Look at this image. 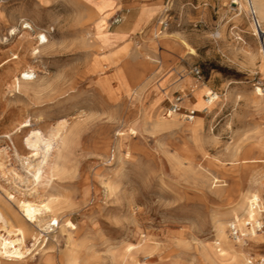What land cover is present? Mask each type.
Returning a JSON list of instances; mask_svg holds the SVG:
<instances>
[{"label": "rangeland", "instance_id": "obj_1", "mask_svg": "<svg viewBox=\"0 0 264 264\" xmlns=\"http://www.w3.org/2000/svg\"><path fill=\"white\" fill-rule=\"evenodd\" d=\"M101 21L112 46L100 45ZM156 32L158 47L163 35L166 41L158 50L149 45ZM253 32L245 0H0V150L8 153L6 171H21L30 152L78 128L64 173L50 188L58 206L36 225L20 216L14 200L9 215L14 229L24 232L27 251L21 261L0 257V264H111V248L129 249L130 264H211L202 250L216 241L219 222L238 253L264 262V232L254 242L246 225L239 227L245 234L239 240L229 229L238 209L235 191L250 189L264 199V89L257 84L264 82V66ZM40 34L47 43L39 44ZM119 45L127 48L121 61L130 52L136 64L150 68L145 86L126 92L128 74H110V92L98 93L88 76L89 58ZM13 54L18 63L4 64ZM195 66L200 79L191 72ZM29 68L35 82L14 89L13 75ZM208 93L217 96L211 105L203 99ZM178 96H184L181 111L167 116ZM191 111L198 122L194 131L160 129L145 120L157 114L187 125ZM23 122L29 125L11 134ZM117 130L127 133L120 151ZM179 154L180 164L173 159ZM7 172L4 178L11 179ZM6 183L0 180L12 192ZM238 215L240 224L248 220ZM50 218L58 226L44 230Z\"/></svg>", "mask_w": 264, "mask_h": 264}, {"label": "bare ground", "instance_id": "obj_2", "mask_svg": "<svg viewBox=\"0 0 264 264\" xmlns=\"http://www.w3.org/2000/svg\"><path fill=\"white\" fill-rule=\"evenodd\" d=\"M245 2L247 4V9L251 13L257 14V16L259 17L262 23V27H264V0H245ZM240 8L241 9L244 8L243 4H240ZM253 31H254L253 32L254 36H256L261 43L262 40H264V34L256 30L254 27H253ZM262 32H264V30H262ZM159 34H160L159 32L158 33L156 32L154 36L149 38L150 39L149 45L157 50L159 48L162 49L166 47V41L164 35L158 41V44L160 45L159 47L153 41L155 38L156 39L158 38ZM47 42L48 41L46 39V36L40 34L39 44L42 45ZM84 43L86 44L87 41H84ZM100 45L103 46V44ZM100 45H98V47ZM182 45L189 51V54L191 55L195 54L194 50L191 47H189L187 43L183 41ZM126 49H127L126 46H120V45L110 50L100 49V51L97 53L95 57L89 58L88 76L90 79L94 81V86H95L94 90L96 92L99 93L103 91L109 93L111 88L110 76L112 75L115 77L119 73L125 75L128 74V79L126 83L128 86L126 87V92H128L130 88L133 89L134 93L137 92L136 89H139L142 92L143 85L145 84L144 77L147 75L150 68L146 65L136 64V62H134L128 56L130 52L127 53V56L124 58V61H121L122 59L119 58H122L125 55V53L127 52ZM120 55L122 56L120 57ZM19 59L20 56L18 54H13L10 59L4 62V64L10 63L9 65L13 66L16 63H18ZM262 66H264V64H262ZM130 69L132 71H129ZM35 79H36L35 72L32 69L30 68L24 69L18 71V73L13 75L11 79V84L14 89L16 88L19 90L21 84H31L35 82ZM112 92L113 91H111V93ZM159 92H161L164 95L166 93L165 90ZM110 95L111 94H109V96ZM159 98L161 99V97ZM109 99H112L111 96L109 97ZM203 99L206 105L207 104L211 105L217 100V96L215 95L214 97H212L208 93L203 95ZM138 101L141 102L140 108L142 110V107L145 105V102L143 103L142 100H140V97ZM155 117L156 118H154L153 114L152 115L148 114L145 120H150L155 126L160 127V129L164 128L166 130L169 128L180 127L179 130L194 131L198 124L197 121H194L195 117H190V118L187 117L188 120L187 125H182L181 123L178 122L176 118H173L169 122H164L159 118V115L156 114ZM28 125L29 124H27L26 122L21 123L19 127H16L15 131L12 132L11 134L24 129ZM71 127L68 128L66 131H64V133H62L61 135L53 136L48 141L47 145H45L42 149L34 150L30 152V154L25 157L24 159L25 161L22 162L21 171L16 168H11L7 172L6 171L7 169H5L4 167L3 158L8 157V153L6 152L5 149L0 150V180L4 179L5 182H8L6 183V185L7 184L10 185L12 190V192H8L6 188L0 184V257L1 258H8L7 260L15 259V261H21L25 257L24 253L27 251V249L23 250L22 247L24 244V232L19 228L14 229L12 218L9 215L10 212L9 208L11 207V203L14 202V200H17L16 207L18 208V212L20 213V216L26 222L36 225H40V223L44 221V217L42 216L43 214L50 213L54 209V207L58 206L59 199L57 195L54 194L50 188L52 186V183L56 179L60 178V176L64 173L65 168L63 166V163L66 160V156L70 144L72 143L73 138L78 136V128L75 127L71 128ZM127 131L130 133L131 128H128ZM11 134H7L5 137L9 138ZM126 134H127L126 131H121V130L116 131V135L114 138L116 139V136H118L115 143V147L118 151H120V149L123 148L122 142ZM13 150H14V156H16L17 159H21L20 154L15 146H13ZM179 151H181V153L183 154L187 152L184 146L179 147ZM110 153L112 156L114 155L112 154L114 153V151H111ZM181 158L182 156L180 154L175 155L173 157V159L176 162H179V164L181 162ZM185 160H187V164L189 166L191 164L190 156H185ZM32 163H35V166L32 167ZM247 163H253V162L248 161ZM6 172L9 173L11 179L4 178ZM20 181H24V183H28L32 187L29 189H25L23 188V185L21 184L22 182L20 183ZM233 197L236 200L235 206H237L238 209L232 211L231 213L232 218L234 219L236 218L237 222L239 223L240 219H238V216L240 217V215L238 214L242 213L241 217L244 216L248 217L247 222H257L259 220V212L254 211L252 208V201L261 202V200L259 199L258 195L255 192H252L250 189L247 190L244 189V191L243 190L235 191ZM52 220L58 221L57 218H50V220L46 222V226L43 228L44 230L49 229V225ZM217 225H218L217 239L211 246L207 247V249L203 248L202 258L206 262L208 260L211 264H254L250 259H247V257L244 254H242L241 252L238 253L236 251L235 244L229 243L227 241V237L223 229L224 224H222V222H219ZM243 225H245V223H241L238 226L240 227ZM248 236L249 239H251L252 241L258 242V239L256 238L257 233L251 232L250 234H248ZM69 239L70 240L72 239L71 235H69ZM129 251L130 250L127 248L109 249L108 252L110 254L111 264H130L132 258L130 256ZM199 261H202V259L199 258ZM73 262H75V260H73L72 263ZM259 264H264V262Z\"/></svg>", "mask_w": 264, "mask_h": 264}, {"label": "built area", "instance_id": "obj_3", "mask_svg": "<svg viewBox=\"0 0 264 264\" xmlns=\"http://www.w3.org/2000/svg\"><path fill=\"white\" fill-rule=\"evenodd\" d=\"M251 20H252V24H253V27L260 31L262 34H264V32H262V23L258 20L257 16L255 13H251ZM119 22V20H115V23ZM168 25V21L166 19L162 20L161 22V26L163 28H166ZM259 53H260V58H261V62L262 64H264V40H262V42L260 43V50H259ZM192 74L197 78V79H200L201 78V71H200V68L195 66L193 67V69L191 70ZM257 84L259 85V88H262L264 89V82L262 81H258ZM184 96H178L174 99V102L171 103L168 107V109L166 110V114L167 116H170L171 114H174V113H177V112H180L181 111V102L183 100ZM189 115L188 118L192 117V114H194L193 111L189 112ZM260 199V198H259ZM261 202H254L252 201V208L254 211H258L259 212V217L260 216H264V199H260ZM248 221V220H247ZM245 222V225L246 227H248L250 229V231L254 232V233H259V232H264V219H261L259 218V220L257 222ZM239 223L237 222V220H235L232 224L229 225V229H230V233H231V236L235 239H240L241 237H244V233H242L240 230H239ZM58 226V221L56 220H52L50 222V225H49V230H52L54 228H57Z\"/></svg>", "mask_w": 264, "mask_h": 264}, {"label": "crops", "instance_id": "obj_4", "mask_svg": "<svg viewBox=\"0 0 264 264\" xmlns=\"http://www.w3.org/2000/svg\"><path fill=\"white\" fill-rule=\"evenodd\" d=\"M103 24H104L103 21L99 22L100 28L96 32L97 37L100 39L102 44L110 45V46L114 45L113 36L109 32L105 33V31L103 29Z\"/></svg>", "mask_w": 264, "mask_h": 264}]
</instances>
